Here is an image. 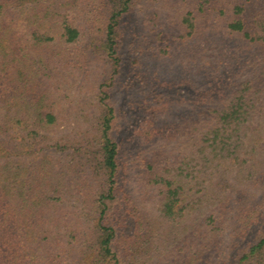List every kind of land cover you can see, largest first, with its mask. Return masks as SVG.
Here are the masks:
<instances>
[{"label": "trees", "instance_id": "obj_1", "mask_svg": "<svg viewBox=\"0 0 264 264\" xmlns=\"http://www.w3.org/2000/svg\"><path fill=\"white\" fill-rule=\"evenodd\" d=\"M137 1L0 0V264H264V0L144 4L138 38ZM128 40L195 88L145 78L126 140L108 100ZM98 43L100 116L82 99Z\"/></svg>", "mask_w": 264, "mask_h": 264}, {"label": "rangeland", "instance_id": "obj_2", "mask_svg": "<svg viewBox=\"0 0 264 264\" xmlns=\"http://www.w3.org/2000/svg\"><path fill=\"white\" fill-rule=\"evenodd\" d=\"M170 2H173L174 0H168ZM163 0H139L137 1L136 5L132 8L133 12L130 14L129 17L126 18V25L129 27V30L133 32V34L144 35L146 31H149V28H145V25H142V17H143V6L144 4H149L152 6V11L155 10L160 3H162ZM179 4V3H178ZM167 7V4L165 5ZM171 6V4H170ZM163 18L162 10L159 12L158 17L156 18V25L155 29L164 30V36H170L171 30L169 29L171 27V24H166L164 22L163 26H159L157 19ZM163 20V19H162ZM161 20V21H162ZM92 23V22H91ZM101 19H98L97 23H92V33L96 35L98 32L99 26H101ZM145 29V31H144ZM133 39V37H132ZM134 40V39H133ZM133 46L129 42V40L124 44V47L122 49V71L120 75H116L115 77V85L113 88L110 89L111 91V97L109 98V103L113 105L116 108L118 123H117V135L118 137L123 136L126 140H128V136L130 134H138L142 129L141 127L145 125V121L147 118V114L149 112V108L145 107L143 103H140V99L143 96H146V91L148 88V80L146 83L143 84L144 79L153 80L155 78L156 86L157 88H160L159 92H162V96L166 94L167 91H169L172 86L173 89L177 90V93H175V98L179 100V98H185L186 94L189 90H193L195 88V84L191 81L186 80L184 76L181 75V73L184 71L183 66L177 65L178 63H171V66L169 67L168 60L166 57L165 60H157V54H155L153 61H145V63H142L140 65H135L133 60L135 59L136 55L132 50L137 43L136 40L133 41ZM138 44V43H137ZM100 43H98V48L95 49L96 53L90 56V61L88 63L87 69L88 74L86 78V84L85 89L83 90L82 99L86 102V106L91 107L92 111L96 113V116H100V110L98 107L94 108V106L91 105V100L95 92L98 90V85L104 81H106L112 71L113 66L112 63L108 60V58L103 53L102 49L99 47ZM132 52V53H131ZM131 55V54H133ZM156 58V60H155ZM147 66V67H146ZM172 70L171 72H169ZM197 77H193V81L197 82ZM169 80L174 83V85H164L165 81ZM177 80L179 83H176ZM145 82V81H144ZM161 85H164L166 89L160 87ZM132 87V88H130ZM193 87V88H192ZM168 89V90H167ZM172 89V90H173ZM134 97V101L131 102L130 98ZM97 101V99H96ZM169 101V99L167 100ZM182 102V101H181ZM166 102L161 103L160 106H164ZM186 103L183 102L182 107L185 106ZM115 129V132H116ZM69 132V129H64L63 132L58 133L59 136H63L65 138V135ZM74 136V134H73ZM127 142V141H126ZM154 145V143H147L145 139L140 140L139 144H132V145H125V147H131V146H140V149L142 148H151ZM51 151L54 152L53 148L45 149L44 152ZM68 152V151H67ZM60 151H56V154H60ZM126 153V160H130V157L127 156L128 151H125ZM65 203L70 205H75L74 201Z\"/></svg>", "mask_w": 264, "mask_h": 264}]
</instances>
